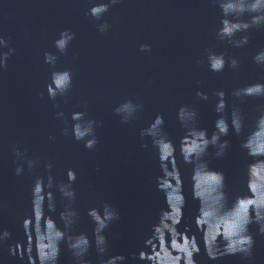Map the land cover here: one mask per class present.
Here are the masks:
<instances>
[{
    "label": "clouds",
    "instance_id": "9594fccd",
    "mask_svg": "<svg viewBox=\"0 0 264 264\" xmlns=\"http://www.w3.org/2000/svg\"><path fill=\"white\" fill-rule=\"evenodd\" d=\"M19 171V170H18Z\"/></svg>",
    "mask_w": 264,
    "mask_h": 264
}]
</instances>
